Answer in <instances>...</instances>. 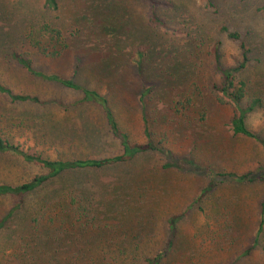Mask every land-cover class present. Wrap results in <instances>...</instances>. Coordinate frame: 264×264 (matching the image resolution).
I'll use <instances>...</instances> for the list:
<instances>
[{"label": "rangeland", "instance_id": "rangeland-1", "mask_svg": "<svg viewBox=\"0 0 264 264\" xmlns=\"http://www.w3.org/2000/svg\"><path fill=\"white\" fill-rule=\"evenodd\" d=\"M57 1L53 12L42 0H0V82L38 99L0 94V138L52 161L123 153L100 107L80 91L30 76L12 59L17 53L38 72L98 92L128 142L149 140L154 149L100 169L65 171L19 201L1 196L0 264H148L159 254L158 264H264V182L228 176L264 171V0ZM44 23L70 47L58 59L33 48ZM223 27L250 51L238 77L248 83L244 105L262 102L245 121L254 138L233 136L231 110L212 90L220 76L213 49L222 67L241 53ZM47 175L0 153V185Z\"/></svg>", "mask_w": 264, "mask_h": 264}, {"label": "trees", "instance_id": "trees-1", "mask_svg": "<svg viewBox=\"0 0 264 264\" xmlns=\"http://www.w3.org/2000/svg\"><path fill=\"white\" fill-rule=\"evenodd\" d=\"M43 7L51 10L53 12H57L59 10V5L57 0H42ZM150 21L154 25H162V22L155 17L151 16ZM223 32H226L229 39L235 41L239 44L241 53L240 58L233 66L230 67H222L218 63V54L216 47L213 49V59L215 61V71L220 74L218 77V83H215L212 86L213 93H215L216 100L223 104L224 106H228L231 110V118L229 121V128L233 134V136H241L254 138L253 133L246 126V118L247 114L252 112L254 108H259L262 105L261 100L258 97H254L250 99L244 105V99L247 95L248 83L243 79L238 77L239 74L244 73L248 67L251 58L249 57V50L244 45V41L242 36L233 31H229L228 28L223 27ZM39 38L35 40L33 44V48L42 56L58 59L60 58L68 49H70L62 31L58 28L53 27L50 23H44L40 25L38 29ZM138 55L142 56V53H138ZM12 59L14 62L23 69L26 73H28L32 77L39 78L45 82H53L59 84L63 88L80 91L82 94V100L84 102L93 103L96 106L101 108L103 113L105 123L108 126L111 135L119 140L123 153L119 156L104 158V159H86V160H74V161H52L44 159L37 155H29L26 153H22L16 147L12 146L10 143L4 141L0 138V153L12 152L17 156H20L25 162L33 163L39 167H42L48 171L47 176H37L31 179V181L26 182L24 184L18 186L11 185H0V197L1 196H11L16 200H20V198L34 189L38 188L41 184H43L49 178L55 177L69 170H78L85 168H94L100 169L106 166H110L117 162H127L130 161L135 155H139L154 149L152 143L148 140L149 133L146 127L145 118H143V130L144 134L147 138V142L145 144H130L127 140L126 135L122 134L117 126L115 117L112 113L111 108L109 107L106 99L100 95L98 92L88 89H83L79 85L75 84L72 79H65L55 74L47 75L42 72H38L32 68V61L29 58L24 57L21 54L14 53L12 55ZM139 64L142 61H138ZM171 71V69H170ZM173 74V71H171ZM0 94H4L9 97L12 102H34L37 103L38 99L19 95L12 94L10 89L5 87L0 82ZM145 92L143 93V95ZM189 103V101H187ZM190 105V103H189ZM183 107H185L183 105ZM196 167V166H195ZM221 174H218L220 176ZM251 172H248L245 175H234L229 174L228 176L234 179L238 183H242L245 181H250L252 178H257L264 182V171L263 173H259L256 176H252ZM223 176V175H222ZM216 183V179H213L211 182V186ZM264 212V200L261 203V214ZM178 221V217L173 216L168 219L169 231L171 234V239H168V246L172 245V237L175 232L176 223ZM3 222H0V227ZM263 225V220H260L258 232L261 230L260 228ZM163 255V254H162ZM161 258V254L153 257L150 260H146L148 264H158Z\"/></svg>", "mask_w": 264, "mask_h": 264}]
</instances>
